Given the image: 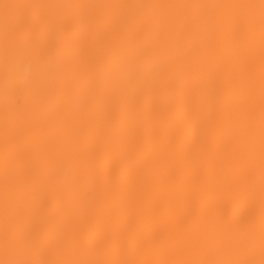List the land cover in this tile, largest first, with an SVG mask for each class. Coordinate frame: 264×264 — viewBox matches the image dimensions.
Returning a JSON list of instances; mask_svg holds the SVG:
<instances>
[{
  "label": "bare ground",
  "instance_id": "1",
  "mask_svg": "<svg viewBox=\"0 0 264 264\" xmlns=\"http://www.w3.org/2000/svg\"><path fill=\"white\" fill-rule=\"evenodd\" d=\"M0 264H264V0H0Z\"/></svg>",
  "mask_w": 264,
  "mask_h": 264
}]
</instances>
